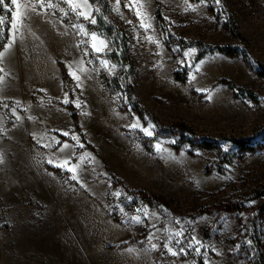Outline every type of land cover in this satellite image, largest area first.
I'll use <instances>...</instances> for the list:
<instances>
[{
  "label": "rangeland",
  "instance_id": "374dc122",
  "mask_svg": "<svg viewBox=\"0 0 264 264\" xmlns=\"http://www.w3.org/2000/svg\"><path fill=\"white\" fill-rule=\"evenodd\" d=\"M104 1L0 5V264H264V0Z\"/></svg>",
  "mask_w": 264,
  "mask_h": 264
},
{
  "label": "trees",
  "instance_id": "16d2710c",
  "mask_svg": "<svg viewBox=\"0 0 264 264\" xmlns=\"http://www.w3.org/2000/svg\"><path fill=\"white\" fill-rule=\"evenodd\" d=\"M91 1L96 2L100 8V14H99L98 19H97V22H98L97 28L102 29L103 32L106 35H108V37H113L114 33L116 32L115 29L112 26L108 25L104 20V14H106V12H107V2L104 0H91ZM121 36H122L121 45L123 47L122 54L119 55L118 53H116L114 51V52H111L108 56L115 62H120V60H121L120 56L123 58L124 62H128L127 56H126V54H124L126 40L124 39L123 33H121ZM115 42L116 41L114 40V44H115ZM206 52H211V53L220 52V53H225V54H233L234 51H231L230 49L228 50L227 48L222 47V46H211L207 49ZM230 87H232V86L230 85ZM228 140L230 142H232L234 144H238V145H242V143H243L242 140L234 139L233 137L229 138ZM184 141L190 142L191 145L193 144L192 140L189 141L188 139H185L182 137L180 139V142H184ZM198 146H200L201 148H205V147L211 148V147H213V144L210 142H207V141H203V142H199Z\"/></svg>",
  "mask_w": 264,
  "mask_h": 264
},
{
  "label": "snow or ice",
  "instance_id": "6c2138e0",
  "mask_svg": "<svg viewBox=\"0 0 264 264\" xmlns=\"http://www.w3.org/2000/svg\"><path fill=\"white\" fill-rule=\"evenodd\" d=\"M66 2H68V3L71 4L72 0H66ZM11 3H12L13 5H15L16 8H17V11L13 13L12 29L18 31V30H19V25H20V23H21V17H22V15H23L22 13L19 12V9L22 7V5L18 3V0H11ZM37 3H38L40 6H43V0H37ZM217 3H219V0H217ZM2 4H5V0H0V5H2ZM25 6H27V5H25ZM52 6H53V5H51V4L48 5V7H52ZM31 10H32V11H36V7H35V6H32ZM85 18L87 19L88 17H85ZM2 22H3V21L0 20V23H2ZM91 22H92V23H95V20H92ZM81 31H83V28H81ZM149 39H151V38H149ZM92 40H93V41L96 40V36H95V34H92ZM101 43H103V42H101ZM91 46H92L93 48H95L96 51H100L99 48H96L95 43H93ZM9 47H10V45H9ZM7 51H8V48H5L4 52H0V60H2V58H3L4 55H5V52H7ZM104 64H105V66H107V62H106V61L104 62ZM0 71H2V69H0ZM73 75H74V74H73ZM74 78L78 79V77H75V76H74ZM2 80H3V77H0V81H2ZM77 86L79 87V85H77ZM131 127H132V128H136V127H138V123H134L133 125H131ZM150 127H151V126H150ZM142 131H144L145 135H151V132L149 131L148 128H144V129H142ZM73 139H75V137H73ZM157 148H159V145H157ZM65 163H67V162H65ZM69 171H74V170H73V169H69ZM72 178H73V179H76L75 176H73ZM173 254H175V253H173Z\"/></svg>",
  "mask_w": 264,
  "mask_h": 264
},
{
  "label": "bare ground",
  "instance_id": "6f19581e",
  "mask_svg": "<svg viewBox=\"0 0 264 264\" xmlns=\"http://www.w3.org/2000/svg\"><path fill=\"white\" fill-rule=\"evenodd\" d=\"M9 60H11V63L13 64L15 62V56H14V52H12ZM26 175V173H22L21 176L24 177ZM11 177V174L9 175ZM3 181V180H2ZM14 190L16 191H25L28 190L25 186H19V184H14Z\"/></svg>",
  "mask_w": 264,
  "mask_h": 264
}]
</instances>
